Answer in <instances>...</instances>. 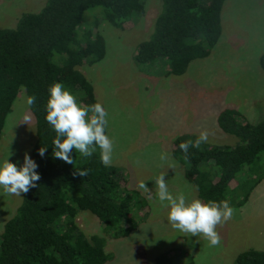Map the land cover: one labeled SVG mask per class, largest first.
I'll list each match as a JSON object with an SVG mask.
<instances>
[{
	"label": "trees",
	"instance_id": "16d2710c",
	"mask_svg": "<svg viewBox=\"0 0 264 264\" xmlns=\"http://www.w3.org/2000/svg\"><path fill=\"white\" fill-rule=\"evenodd\" d=\"M147 0H47L38 13L23 14L15 28L0 29V137L6 116L21 88L35 119L36 140L31 158L41 176L37 187L22 193L15 215L0 235V264H105V240L87 238L77 224L82 211L94 215L115 238H125L139 224L134 210L136 192L122 183L117 170L104 166L100 150L84 157L73 150L74 165L54 158L56 132L46 120L49 88L56 82L89 106L97 103L93 85L77 67L91 65L104 56V45L95 20L82 38L77 27L85 10L103 6L105 17L119 28L140 14ZM149 39L141 42L134 61L139 67L165 58L169 74L183 75L189 64L209 57L222 36L221 12L226 0H161ZM60 56L59 63L54 60ZM264 69V53L259 59ZM219 129L238 139L234 146L191 147L187 158L176 141L173 154L184 165L185 178L200 200L227 199L235 209L243 207L264 180V118L250 123L238 112L218 115ZM47 147L44 157L41 147ZM88 172L79 176L77 171ZM137 202V200H136ZM138 205V204H137ZM138 213V212H137ZM154 264H174L168 254ZM187 264H193L190 260ZM234 264H264V251L248 249Z\"/></svg>",
	"mask_w": 264,
	"mask_h": 264
},
{
	"label": "rangeland",
	"instance_id": "374dc122",
	"mask_svg": "<svg viewBox=\"0 0 264 264\" xmlns=\"http://www.w3.org/2000/svg\"><path fill=\"white\" fill-rule=\"evenodd\" d=\"M47 0H0V29H13L25 13H38ZM162 9L161 0H147L123 28L112 25L105 8L85 10L77 34L82 38L95 20L104 45V56L91 65L77 67L93 85L97 102L108 112L106 134L114 139L112 163L119 180L136 192L138 228L125 238H115L94 215L82 211L77 224L83 234L105 240L110 256L105 264H154L168 254L174 264H234L248 249L264 251V180L247 203L235 209L232 219L217 226L219 246L203 237L174 229L169 209L161 204L155 179L165 174L169 191L183 192L189 201L198 193L185 178L184 165L174 156L178 139L195 141L207 130L211 147L234 146L238 139L223 133L217 124L223 111L238 112L246 121L264 118V0H226L221 12L222 36L209 57L192 61L183 75L169 74V63L157 58L139 67L134 61L137 46L149 39ZM54 60L59 63L60 56ZM28 97L20 89L5 120L0 137V163L9 160L18 168L36 140V125ZM26 118L28 123L25 122ZM162 153L167 159L161 160ZM144 182L147 190L139 184ZM137 200V202H136ZM21 196L0 187V235L15 215ZM166 203V202H165ZM138 204V205H137Z\"/></svg>",
	"mask_w": 264,
	"mask_h": 264
},
{
	"label": "clouds",
	"instance_id": "9594fccd",
	"mask_svg": "<svg viewBox=\"0 0 264 264\" xmlns=\"http://www.w3.org/2000/svg\"><path fill=\"white\" fill-rule=\"evenodd\" d=\"M49 93L46 120L56 132L53 141L54 158L74 165L73 150L84 157H91L99 148L101 163L106 167L110 166L115 141L106 134L108 112L103 105L97 102L86 106L78 102L71 90L60 82L54 83L49 88ZM27 103L29 106L35 104L36 97H29ZM25 122L28 123L27 118ZM208 135L207 130H204L195 141L182 142L179 147L185 158L191 147L199 148L202 143H207ZM46 150L47 147H41L39 155L44 157ZM9 156L0 163V187L3 191L9 195L21 196V193H28L31 188L37 187L36 182L41 179L36 171L37 163L25 153L24 163L18 168L16 163L10 162ZM160 159H167V153H162ZM76 174L84 177L88 172L77 171ZM139 187L148 189L144 182ZM155 187L159 201L169 209L167 219L174 229L191 236H203L210 246H219L221 236L216 230L217 226L232 219L235 212L227 199L220 202H204L200 199L189 201L183 192L174 195L169 191L165 174L156 177Z\"/></svg>",
	"mask_w": 264,
	"mask_h": 264
}]
</instances>
